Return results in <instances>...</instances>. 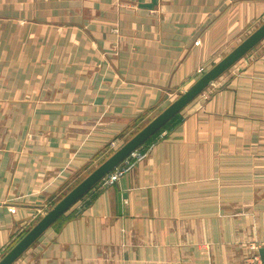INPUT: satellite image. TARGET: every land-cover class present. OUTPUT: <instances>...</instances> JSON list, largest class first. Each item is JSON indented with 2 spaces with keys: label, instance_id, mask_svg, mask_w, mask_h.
Returning <instances> with one entry per match:
<instances>
[{
  "label": "crops",
  "instance_id": "obj_1",
  "mask_svg": "<svg viewBox=\"0 0 264 264\" xmlns=\"http://www.w3.org/2000/svg\"><path fill=\"white\" fill-rule=\"evenodd\" d=\"M150 1L0 0V259L264 23V0ZM204 92L14 264H244L264 239V40Z\"/></svg>",
  "mask_w": 264,
  "mask_h": 264
},
{
  "label": "water",
  "instance_id": "obj_2",
  "mask_svg": "<svg viewBox=\"0 0 264 264\" xmlns=\"http://www.w3.org/2000/svg\"><path fill=\"white\" fill-rule=\"evenodd\" d=\"M159 0L141 4L140 8L153 10ZM264 40V23L247 36L238 46L216 63L204 75L194 82L186 91L159 113L145 127L125 142L101 165L96 167L78 185L58 201L43 215L31 229L0 259V264H14L39 238L87 192L100 183L109 173L121 165L132 153L147 143L158 131L166 126L175 116L191 104L219 77L247 55L254 47ZM122 200V198H121ZM122 202V201H121ZM264 259V249L260 251Z\"/></svg>",
  "mask_w": 264,
  "mask_h": 264
},
{
  "label": "built area",
  "instance_id": "obj_3",
  "mask_svg": "<svg viewBox=\"0 0 264 264\" xmlns=\"http://www.w3.org/2000/svg\"><path fill=\"white\" fill-rule=\"evenodd\" d=\"M201 98V101L198 102L197 106H201V103L208 98L206 92H203L201 95L198 96ZM167 134V131H162L160 137H164ZM138 151V150H137ZM137 151L131 154L129 157H137ZM128 157V158H129ZM127 158V159H128ZM127 159L125 161H127ZM129 166H118L115 170L109 173L102 181L105 185L111 186L117 183L129 170ZM49 209L44 208L40 215H45V213ZM264 249V239L262 241H256L249 245V250H251V254L246 257L244 264H264V259L262 258L260 251Z\"/></svg>",
  "mask_w": 264,
  "mask_h": 264
},
{
  "label": "rangeland",
  "instance_id": "obj_4",
  "mask_svg": "<svg viewBox=\"0 0 264 264\" xmlns=\"http://www.w3.org/2000/svg\"><path fill=\"white\" fill-rule=\"evenodd\" d=\"M226 56V55H225ZM147 123H145V124H143V126L142 127H140V128H138V129H135V131L131 134V136L127 139V141L129 140V139H131L137 132H139L145 125H146ZM126 141V142H127ZM123 145V144H122ZM121 145V146H122ZM120 146V147H121ZM119 147V148H120ZM118 147L117 148H113L112 150H111V152L109 153V154H104L101 158H99V160H97V162L94 164V165H92L84 174H82L81 176H78L77 178H75V179H73L72 180V182H71V184L66 188V190L64 191V193L62 194V196L60 197V199L62 198V197H64L69 191H71L76 185H78L79 184V182H81V180L82 179H84L86 176H88L89 174H90V172H92L96 167H98L100 164H102L109 156H111L117 149H119ZM58 202V201H57ZM56 202V203H57ZM55 203V204H56ZM53 206V205H52ZM52 208V207H51ZM50 210V209H49ZM43 215H40V217L39 218H41ZM38 218V219H39ZM38 219H37V221H38ZM36 222H34V224H35ZM33 224V225H34ZM33 225L30 227V228H32L33 227ZM29 228V229H30ZM29 229H27L26 231H28ZM26 234V232L24 233V235ZM23 237V236H22ZM21 237V238H22ZM20 238V239H21ZM20 239H18L14 244H12L11 245V247H10V249L20 240ZM9 249V250H10ZM8 250V251H9Z\"/></svg>",
  "mask_w": 264,
  "mask_h": 264
},
{
  "label": "trees",
  "instance_id": "obj_5",
  "mask_svg": "<svg viewBox=\"0 0 264 264\" xmlns=\"http://www.w3.org/2000/svg\"><path fill=\"white\" fill-rule=\"evenodd\" d=\"M163 128H164V127H163ZM163 128H162V129H163ZM160 131H161V130H160ZM160 131H158V132H157L152 138H154L156 135H158V133H159ZM152 138H151V139H152ZM151 139H150V140H151Z\"/></svg>",
  "mask_w": 264,
  "mask_h": 264
}]
</instances>
